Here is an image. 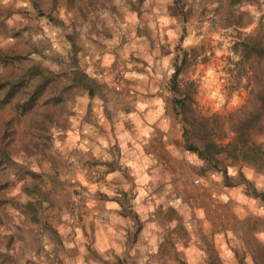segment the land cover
<instances>
[{"label":"rangeland","instance_id":"374dc122","mask_svg":"<svg viewBox=\"0 0 264 264\" xmlns=\"http://www.w3.org/2000/svg\"><path fill=\"white\" fill-rule=\"evenodd\" d=\"M263 33L264 0H0V51L25 59L0 82L42 65L69 85L75 56L102 85L0 106V264H264V174L227 147L226 182L184 138L188 115L238 148Z\"/></svg>","mask_w":264,"mask_h":264},{"label":"trees","instance_id":"16d2710c","mask_svg":"<svg viewBox=\"0 0 264 264\" xmlns=\"http://www.w3.org/2000/svg\"><path fill=\"white\" fill-rule=\"evenodd\" d=\"M245 52L253 54L254 65L257 64L260 67L254 68V113L246 116L240 122L241 126L236 129L238 135L235 140L238 142V148L235 144L220 147L216 142H208L206 138H200V136L198 137V141H194V134L197 132L198 124L195 120L189 119L188 115L185 116L186 128L184 130V138L187 150L197 154L203 161L214 165L217 170H221L226 182L229 181L228 171L226 168L220 169L221 162L219 156L225 152L227 147L233 148V152L235 153L232 156L236 159L242 158L239 159L240 161H234V164L244 160L254 166L256 171L264 174V143L258 141L259 137H264V68H262V65H264V33L262 35H254V39L249 40L245 44ZM23 60L25 59L21 55L8 56L0 51V63L2 64H14L16 62H23ZM73 61L74 64L70 67L73 82L70 83L69 81V85L64 86L61 84L62 81L57 80L59 77L42 65H33L15 81L0 82V106L11 103L20 94L21 89L26 88L29 83L35 84V89L29 93V97L23 105H18V108L21 106L20 108L23 110V113L31 111L37 101L45 97V95L50 96L47 98L46 103H54V106L65 104L66 99L76 89L85 90L90 96H95L97 90L102 88V85L82 71L75 56L73 57ZM179 74L180 70L178 69L172 77L174 90H178L177 79ZM259 77L260 82L258 83L255 80ZM66 79H68V76ZM57 91L58 94L56 93ZM176 103L186 112L187 105L179 101ZM47 117L53 118V114L49 113ZM249 156L253 157L252 161L247 159ZM5 160H8L6 155ZM227 184L228 186H232L229 183ZM254 195L264 201V192L259 193L254 190Z\"/></svg>","mask_w":264,"mask_h":264},{"label":"crops","instance_id":"0c3cea01","mask_svg":"<svg viewBox=\"0 0 264 264\" xmlns=\"http://www.w3.org/2000/svg\"><path fill=\"white\" fill-rule=\"evenodd\" d=\"M125 233L123 232V235H119V237L120 238H124L125 239V241L127 242V236L125 235ZM124 236V237H123ZM126 242H124L125 244H126ZM106 252H110V253H123L124 252V250L123 249H121V250H119V252H117L116 251V249H115V247L113 246V247H109L107 250H106ZM105 253H101L100 255H104ZM100 264V263H99ZM112 264V263H111Z\"/></svg>","mask_w":264,"mask_h":264}]
</instances>
